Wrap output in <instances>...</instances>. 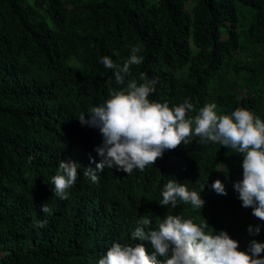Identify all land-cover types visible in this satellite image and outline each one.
<instances>
[{"label": "trees", "instance_id": "obj_1", "mask_svg": "<svg viewBox=\"0 0 264 264\" xmlns=\"http://www.w3.org/2000/svg\"><path fill=\"white\" fill-rule=\"evenodd\" d=\"M136 45L143 63L126 81L157 80L151 101L190 102V117L214 102L218 114L245 108L264 120V0H0V264H98L113 242L141 243L131 234L142 218L148 230L167 214L227 231L241 251L264 243V221L234 189L243 156L227 147L193 136L143 171L83 175L103 137L78 117L126 86L100 61L122 65ZM62 160L78 162L68 199L51 184ZM169 180L200 193L203 209L161 206Z\"/></svg>", "mask_w": 264, "mask_h": 264}, {"label": "clouds", "instance_id": "obj_2", "mask_svg": "<svg viewBox=\"0 0 264 264\" xmlns=\"http://www.w3.org/2000/svg\"><path fill=\"white\" fill-rule=\"evenodd\" d=\"M141 46L131 48V55L120 63L109 56L100 63L113 70L120 90H109V99L103 104L90 107L78 120L83 126L98 129L103 143L95 151L102 158L96 170L86 167L83 175L93 183L98 182L97 171L113 169L131 174L134 169L143 171L155 165L165 151L187 145L191 137H199L200 144L214 143L234 150L243 156V178L234 184L242 207L252 208V215L264 221V120L245 108H238L230 115L218 114L217 105L206 103L194 117L188 114L195 111L190 102L170 107L167 102L151 101L157 80L140 75L141 83L131 76L130 67L143 63L139 55ZM219 171V170H217ZM78 178V162L61 161L56 175L51 178L54 196L68 199V190ZM212 188L227 195L224 183L217 179ZM159 204L172 208L178 201L190 203L193 209H203L205 201L200 193L189 191L176 180H169L162 190ZM42 212L51 214L47 204ZM141 226L131 234L133 240L141 243L135 246L113 242L106 255L98 264H264V243L252 240L247 251L239 250V242L227 231L206 232L209 224H196L192 219L181 215H169L157 227L148 228L152 221L142 218ZM47 220L35 221L36 227H45ZM248 231L257 235L260 227L249 226ZM144 241L150 243L151 254Z\"/></svg>", "mask_w": 264, "mask_h": 264}]
</instances>
